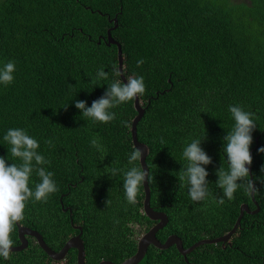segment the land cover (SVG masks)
I'll list each match as a JSON object with an SVG mask.
<instances>
[{
	"label": "trees",
	"instance_id": "1",
	"mask_svg": "<svg viewBox=\"0 0 264 264\" xmlns=\"http://www.w3.org/2000/svg\"><path fill=\"white\" fill-rule=\"evenodd\" d=\"M114 18L117 27L110 33L122 49L124 76L144 79L137 140L148 148L150 205L168 216L159 240L167 228L188 248L228 233L241 205L256 209L243 187L232 200L217 202L222 190L215 172L220 166L227 170L223 137L234 125L228 108L239 105L253 113L256 124L249 166L259 211L243 214L228 244L202 245L187 257L194 264H264V153L258 152L264 147V0H0V67L15 62L13 82L0 84V157L7 164L21 163L3 137L9 128L24 129L39 143L37 152L49 161L42 167L53 173L58 187L46 202H26L24 219L11 234L12 247L20 243L19 225L37 231L58 251L78 232L71 218L82 229L86 264L102 259L119 264L136 251L135 227L148 223L141 212L143 185L131 205L122 173L110 175L113 167L132 166L134 99L110 109L116 119L109 123L94 122L74 106L84 101L90 107L108 83L121 80L117 48L107 45ZM100 69L107 80L96 79ZM94 136L105 152L91 146ZM192 139H200L211 157L203 166L209 195L200 202L190 199L186 182L178 179L187 163L183 149ZM38 182L34 171L29 187L34 190ZM27 239L24 250L10 252L8 260L0 257V264L56 262ZM63 264H76L75 250ZM139 264L186 262L173 246L150 247Z\"/></svg>",
	"mask_w": 264,
	"mask_h": 264
},
{
	"label": "clouds",
	"instance_id": "2",
	"mask_svg": "<svg viewBox=\"0 0 264 264\" xmlns=\"http://www.w3.org/2000/svg\"><path fill=\"white\" fill-rule=\"evenodd\" d=\"M143 63L144 61L142 59L138 60L137 67ZM123 67L122 57V69ZM113 71L116 72L115 66L113 67ZM14 72V61L10 60L3 64L0 67V84L5 86L10 85L14 80ZM116 74L119 75V72H116ZM96 79L107 80L108 74L103 69H100L96 73ZM121 80L117 79L108 83L106 91L99 99L94 100L90 107H86L84 101H77L74 105L75 108L80 110L84 117L90 118L94 122L109 123L113 121L116 119V113L110 111V109L131 101L136 97L138 98V96H142L145 92V84L142 76H128L126 83L121 82ZM228 111L234 120L232 130L227 132L223 137L222 151L227 157L228 167L226 170L220 166L215 172L218 177L215 185L222 190V196L217 201L220 204L224 203V198L232 200L238 188L243 187L244 192L252 196L258 191L254 182L249 179V168L246 167V165H251L252 163L250 154V145L252 143L251 133L256 127L253 113L245 111L239 105H230ZM121 123L127 127V122L121 121ZM3 139L10 145L9 151L11 156L21 161L20 164H7L5 158L0 157V257L8 260L10 258V249L13 246L11 234L14 231V225L24 219L26 202L30 199L46 202L49 194L58 191V187L52 179L53 173L46 171L42 167V165L48 164L49 161L37 152L39 143L36 139L29 136L21 128H9ZM46 143L51 145L52 142L49 140ZM200 143V139H192L184 147L182 157L187 163L180 169L178 177L180 181L186 182L188 195L193 202L203 201L209 195L208 181L206 180L208 172L203 166L211 163V157L201 149ZM90 144L97 151H106L96 136L90 140ZM258 152L264 153V147L259 148ZM142 155V150L134 146L128 158V164L132 165L130 168L127 170L114 167L110 169L111 176H115L117 172L122 173L125 198L127 203L131 205L137 203V195L141 185L145 180L148 182L150 179L148 170H142L141 165L139 164L137 166L135 163L141 160ZM34 171L39 178V182L35 183L33 190L29 187V181ZM261 171H264V168ZM237 181H241V183ZM110 203V200H106L105 206ZM115 222L119 223L118 220ZM71 226L73 227V223Z\"/></svg>",
	"mask_w": 264,
	"mask_h": 264
},
{
	"label": "water",
	"instance_id": "3",
	"mask_svg": "<svg viewBox=\"0 0 264 264\" xmlns=\"http://www.w3.org/2000/svg\"><path fill=\"white\" fill-rule=\"evenodd\" d=\"M116 27H117V20H116V18H114V26L107 30V40H108L107 45H116V47H117V58H118V72H119V75H120L122 81L126 83V78L122 73L123 69H122L121 47H120L118 42L114 41L111 38V35H110V32L113 31ZM133 107H134V110L136 111V116L133 118V120L131 122V138H132L133 146L138 147L142 150L143 155H142L141 160L139 161L142 170H148L146 162H145L146 157L148 155V148L146 145L138 142V140H137V123L143 117L144 112H145V108L142 107V105L140 104L137 97L134 98ZM250 154L252 157V152H250ZM246 167L249 168V179L253 181L251 168L249 165H246ZM142 185H143V190H144V199H143L144 214L147 216V218L149 220L156 221L157 224H155L143 236H141V238L138 241V246H137L136 252L131 257L127 258L126 260H124L120 264H139L142 261V259L144 258L149 245H152L159 250H166V249L174 246L176 248V250L178 251V253L184 258V261L187 264H192V263H188V260H187V256L191 252H193L194 250H196L198 247H200L202 245H214V244H218V243H221V244L228 243L229 239L235 233L236 229L240 225L243 214L244 213L255 214V213H258V211H259L258 204L254 201V196L251 195V198L254 202V205L256 206V209L253 211H250L246 204L241 205L239 216L237 217L236 222L233 225L232 229L228 233H226L220 237L214 238V239H209V238L201 239V240L195 242L194 244H192L190 247L184 248L182 240L179 237H177L176 235L168 236L163 243L160 242L156 238L157 232L160 231L167 224L168 218H167L166 214L156 212L151 208V206H150V188H149L147 180H145V182ZM71 224H72V221H71ZM76 229L79 230V233L75 237L70 238L64 244V246L58 252H56V251H53L44 242L43 237L40 235V233H38L35 230H31L29 228L21 227L18 225L17 232H18V238H19L20 243L18 246L12 247L10 249V251L11 252H18V251L24 250L27 247L26 237L29 236V237L34 238L37 245L42 249V251H44V253L51 260L60 261L65 257V255L67 254V252L70 249H75L77 251L76 264H85V262H84V258H85L84 245H83V242L80 238V236L82 234V229H81V227H76ZM98 264H114V263H112L110 261H101Z\"/></svg>",
	"mask_w": 264,
	"mask_h": 264
},
{
	"label": "flooded vegetation",
	"instance_id": "4",
	"mask_svg": "<svg viewBox=\"0 0 264 264\" xmlns=\"http://www.w3.org/2000/svg\"><path fill=\"white\" fill-rule=\"evenodd\" d=\"M144 193V192H143ZM151 196V195H150ZM143 199H144V197H143ZM142 206H143V204H142ZM151 206V205H150ZM151 208L154 210V211H156V212H160V213H164V214H166L165 212H163V211H161V210H159V209H157V207H155V206H151ZM141 212H142V214L147 218V216L144 214V210H143V207H142V210H141ZM167 216V215H166ZM167 218H168V216H167ZM148 219V218H147ZM71 221H72V219L70 218V223H71ZM155 224H157V222L156 221H151V220H149L148 219V223H145V222H142V225H136V231H137V234H136V245L138 246V241H139V239L141 238V236H143L151 227H153ZM167 225H168V222H167V224L161 229V230H164L165 229V227H167ZM74 227H81V226H78V225H73V227L72 228H74ZM148 227V228H147ZM146 229V230H145ZM32 230V229H31ZM74 230L75 231H78L77 233H75L74 235H72V236H70L69 238H68V240L70 239V238H72V237H75L78 233H79V230L78 229H76V228H74ZM160 230V231H161ZM168 230L169 229H167L166 228V230H165V234H166V236H165V239L163 240V242L166 240V238L168 237V236H170V235H173V234H170L169 232H168ZM160 231H158L157 232V234H156V238L159 240V238H158V233L160 232ZM67 240V241H68ZM160 241V240H159ZM161 242V241H160ZM162 242V243H163ZM228 244V243H227ZM223 245V244H222ZM64 246V245H63ZM62 246V247H63ZM137 246H136V250H137ZM150 247H154V246H152V245H149L148 246V248H147V251H148V249L150 248ZM155 248V247H154ZM170 248H172V247H170ZM170 248H168V249H170ZM52 249V248H51ZM168 249H166V250H168ZM53 250V249H52ZM60 250V249H59ZM58 250V251H59ZM73 250H75V249H73ZM53 251H55V250H53ZM58 251H56V252H58ZM70 251V250H69ZM68 251V252H69ZM68 252H67V254H68ZM75 252H76V256H77V251L75 250ZM136 252V251H135ZM147 253V252H146ZM66 254V255H67ZM66 255H65V257L61 260V261H57V262H59V263H64V260H65V258H66ZM146 255V254H145ZM188 258V257H187ZM184 259V258H183ZM188 260V263H192V264H194L193 262H191V260H189V258L187 259ZM101 261H110V260H105V259H102V260H100L99 262H101ZM98 262V263H99ZM110 262H112V261H110ZM123 262V261H122ZM97 263V264H98ZM113 263V262H112ZM85 264H86V262H85ZM115 264V263H114ZM120 264V263H119ZM187 264V263H186Z\"/></svg>",
	"mask_w": 264,
	"mask_h": 264
},
{
	"label": "rangeland",
	"instance_id": "5",
	"mask_svg": "<svg viewBox=\"0 0 264 264\" xmlns=\"http://www.w3.org/2000/svg\"><path fill=\"white\" fill-rule=\"evenodd\" d=\"M54 264H63V263L55 262Z\"/></svg>",
	"mask_w": 264,
	"mask_h": 264
}]
</instances>
